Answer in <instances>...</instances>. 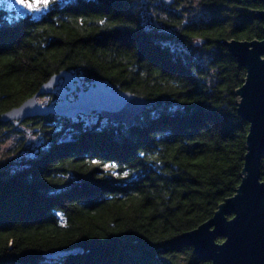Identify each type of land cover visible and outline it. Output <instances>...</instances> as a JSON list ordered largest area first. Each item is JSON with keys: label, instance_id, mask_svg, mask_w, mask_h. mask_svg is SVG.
Returning <instances> with one entry per match:
<instances>
[{"label": "trees", "instance_id": "trees-1", "mask_svg": "<svg viewBox=\"0 0 264 264\" xmlns=\"http://www.w3.org/2000/svg\"><path fill=\"white\" fill-rule=\"evenodd\" d=\"M162 3L54 0L18 17L0 7V115L61 70L154 101L128 130L24 121L49 137L19 168L0 164V264H211L180 236L241 182L249 125L235 91L246 72L222 42L262 40L264 24L250 14L262 5ZM151 7L161 27L145 20ZM67 251L77 253L45 256Z\"/></svg>", "mask_w": 264, "mask_h": 264}, {"label": "water", "instance_id": "water-1", "mask_svg": "<svg viewBox=\"0 0 264 264\" xmlns=\"http://www.w3.org/2000/svg\"><path fill=\"white\" fill-rule=\"evenodd\" d=\"M262 9L250 12L264 24ZM171 5L174 0H162ZM21 11V10H20ZM22 12V11H21ZM264 35V28H263ZM239 67L245 69L243 84L235 91L237 114L248 123L241 182L232 197L225 199L214 215L197 228L180 236L194 255L211 264H264V181L261 160L264 156V38L262 40H225L222 42ZM58 102L46 107L37 103L39 96L50 94L59 83ZM73 95L74 98L69 99ZM154 101L115 88L108 80L94 79L84 86L80 77L61 70L49 77L39 90L20 105L0 115L1 123L18 125L32 118L48 116L75 118L77 115L100 116L121 122L131 129ZM217 239H221L217 242ZM77 251L54 252L56 258Z\"/></svg>", "mask_w": 264, "mask_h": 264}, {"label": "rangeland", "instance_id": "rangeland-1", "mask_svg": "<svg viewBox=\"0 0 264 264\" xmlns=\"http://www.w3.org/2000/svg\"><path fill=\"white\" fill-rule=\"evenodd\" d=\"M51 1L49 0V4ZM63 1V0H59ZM161 1H156L155 4L158 5ZM49 4L45 7L43 4H38L37 0H0V7L7 10L13 16H20L24 14H32V12L36 11V13L45 12L49 8ZM28 5H33V7H28ZM22 12H21V11ZM151 14L147 13V17L145 20L150 24H155V27H161L160 21L156 18L157 16H161L163 18L162 13L157 12L155 7H151ZM159 14V15H157ZM59 85L47 95L39 96L37 98V103L46 107L50 104H54L59 100L56 99L54 95L58 96ZM73 96H69V99L73 100ZM97 116H84L77 115L75 118H71L74 121L81 120L86 124H94V123H102L104 124V118H100ZM49 136H45L40 129V126L37 123H29L22 122L18 125H15V121H11L10 124L1 128L0 131V164H4V166L9 165L13 170L19 168L20 163L25 157H30L33 152L37 151V149L41 148L44 143H46V138Z\"/></svg>", "mask_w": 264, "mask_h": 264}, {"label": "snow or ice", "instance_id": "snow-or-ice-1", "mask_svg": "<svg viewBox=\"0 0 264 264\" xmlns=\"http://www.w3.org/2000/svg\"><path fill=\"white\" fill-rule=\"evenodd\" d=\"M22 2V0H21ZM38 4H43L45 7H47V5L49 4V0H37ZM28 7H33V5H28Z\"/></svg>", "mask_w": 264, "mask_h": 264}, {"label": "flooded vegetation", "instance_id": "flooded-vegetation-1", "mask_svg": "<svg viewBox=\"0 0 264 264\" xmlns=\"http://www.w3.org/2000/svg\"><path fill=\"white\" fill-rule=\"evenodd\" d=\"M260 3V2H259ZM163 4V9H166V10H168V9H170V7L171 6H173L174 5V3L173 4H171V5H166L164 2L162 3ZM261 4V3H260ZM262 5V4H261ZM181 7V6H180ZM262 8H263V5H262ZM70 96H73V95H70ZM74 97V96H73Z\"/></svg>", "mask_w": 264, "mask_h": 264}]
</instances>
